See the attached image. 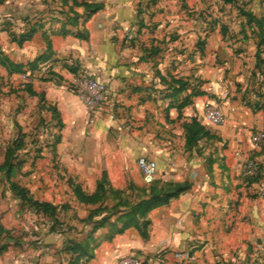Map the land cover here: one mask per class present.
Here are the masks:
<instances>
[{"label": "crops", "instance_id": "crops-1", "mask_svg": "<svg viewBox=\"0 0 264 264\" xmlns=\"http://www.w3.org/2000/svg\"><path fill=\"white\" fill-rule=\"evenodd\" d=\"M86 1H100L102 7L84 22L64 25L68 32L61 33L59 10L71 6V0H0V50L5 53L0 56L14 62V70L1 58L0 65L14 73V85L23 72L32 73L26 90L20 91L26 98L24 105L19 97L14 99V126L22 131L38 126L40 115L48 110L45 105L54 107L63 122L59 140L46 138L43 143L53 153L31 156L30 162L37 166L27 172V180L18 173L17 182L33 198L58 208L68 197L81 216L97 202L77 200L71 180L87 193L95 190L103 170L114 189L125 188L129 181L145 184L136 165V157L144 154L157 161L156 178L188 179L190 187L148 212L146 238L135 226L112 238L105 237L107 224L98 227L89 238L93 248L85 264H118L119 257L129 252L139 253L144 264H264V200L252 180L241 173L243 160L250 157L259 163L264 178V144L254 146L249 140L251 130L264 127V53L255 33L236 32L232 42L219 29L208 30L198 64L199 87L205 93L192 96V102L178 110L173 104L189 91L195 77L196 59L189 53V40L180 41L183 33L186 37L191 33L192 41L194 21L172 28L179 22L176 9L172 3L165 6L171 31L160 24L155 35L162 31L164 36L154 39L159 44L153 55L143 37L151 16L146 13L154 10L159 17L166 2ZM73 9L83 11L81 5ZM140 9L146 11L143 17ZM35 21L40 24L32 36L19 43L18 35ZM77 29H86L87 37L76 36ZM168 32L174 36L169 38ZM161 40L170 43V52L159 50ZM178 44L186 47L177 51ZM44 53L38 65L29 69V62ZM73 68L85 69L107 84V99L93 122H87L71 86ZM179 77L187 87L181 91L177 90ZM224 90L227 97L222 95ZM209 97L223 102L226 120L221 125L200 119L201 105ZM38 100L44 105H35ZM192 117L213 137L203 135L190 146L186 125ZM48 123L53 124L51 118ZM49 161L58 165L52 167ZM11 196V189L0 190V223L8 229L21 228L26 244L17 239L7 246V241L0 264H66L70 253L61 249L63 242L67 237L82 239L89 224L74 234L66 230V221L49 229L50 220L43 215L36 219L38 212L25 214V220L19 217Z\"/></svg>", "mask_w": 264, "mask_h": 264}, {"label": "rangeland", "instance_id": "rangeland-1", "mask_svg": "<svg viewBox=\"0 0 264 264\" xmlns=\"http://www.w3.org/2000/svg\"><path fill=\"white\" fill-rule=\"evenodd\" d=\"M165 5H161V11L163 12L162 15L156 16L154 10H150L146 13L145 9H140L139 12L144 16V11L146 15H151L149 19L147 18L145 24V31L146 33L143 34L145 41L148 42V45L152 47L153 55L155 53V47H158V41L155 42V38H162L164 36L163 32H158V37L155 33L159 30V27L166 28L170 30L169 27V14L164 13L165 6L169 5L170 3L176 9L177 18L179 22H175L177 28H181L183 25V21L192 20L194 21V33L192 41L189 37H186L185 33H183V37L180 39L183 42L186 41L188 38L189 40V49L191 54H194L196 59V68H195V77L193 80V86L197 87L201 85V66L198 64L202 63V60H199V55L205 53V37L208 30H214L215 28L219 29L220 32L226 38L233 42V38L236 32L245 31L248 29L250 32L254 29V20H252V16H261L264 15V0H232L226 1L223 0H162ZM156 2L152 3V8L155 9ZM68 8H66L67 10ZM141 20L142 22L144 19L138 18V21ZM139 23V22H138ZM159 24V25H158ZM160 24L162 26H160ZM143 26V25H140ZM264 26V21H263ZM173 33L168 32L169 38H171ZM181 35V33H179ZM158 38V39H159ZM161 47L159 50H163V53L170 52V43L168 41L161 40L160 41ZM193 45V46H192ZM186 46L183 44H178V50H184ZM185 52V51H184ZM0 53L5 55L4 51L0 50ZM184 55H187L186 52ZM26 72V71H25ZM26 80L21 76V80H18L14 85V73H7L5 67L0 65V190L4 191L6 188H9L8 180L6 178L5 170H6V162L4 163L5 157L7 153H9L10 160L13 164V167L10 172V179L18 181L21 178H16L18 173H21L24 176V179L27 180V172L30 171L31 168H35L37 166L34 161L30 162L31 156L41 155V152L53 153V149L51 148H44L43 143L48 138L51 142L55 141L56 136L60 135V127H62L63 122L61 121L60 115L58 114L57 110L52 106H46L48 110H45V115H40L38 126L32 125L30 128H26V130L22 131L21 128H16L14 126V99L16 100L18 97L19 100L22 101L24 105L25 97L24 94H20L27 88ZM14 93L16 94L14 97ZM24 93V92H23ZM40 100L41 97H39ZM43 102L46 103V99L43 98ZM44 103L38 102L35 104H42ZM20 106V103H18ZM17 108V107H16ZM20 108V107H18ZM53 124H50V118ZM61 121V124H60ZM61 125V126H60ZM47 126V130H44V127ZM21 127V126H20ZM19 137L22 140V144L14 148L13 140L14 138ZM12 149V150H11ZM52 150V151H51ZM14 163L16 165H14ZM50 166L55 167L58 165V162L49 161L48 163ZM184 180V179H183ZM183 180H173V181H183ZM188 180V179H187ZM70 185L72 187L73 183H78V181L71 180ZM106 187V185H105ZM148 185L142 184L137 185L132 181L127 183V186L123 189H120L119 192H114L113 190L105 189V195L102 198L103 201L97 202L96 205L93 207L87 208L83 215L79 216L78 213H81L76 207L71 205V202H68L67 199L65 202L62 203V207L58 211V218L61 221H66V230L70 232L77 233L80 230H84L86 224L87 229H90V225L93 224V220L96 219L98 221L100 218L96 215L97 212L101 213L102 215H109L108 220L106 221L108 228L105 235L109 232H114L117 230L120 225L123 217L126 215V210H128L129 206L132 203L141 197L148 195ZM13 193V191H12ZM14 194V193H13ZM70 194V193H69ZM72 195L75 196L74 193ZM14 199V211L18 212V216L25 220V214H30V212H35L31 209L25 202H23L20 196L15 195L11 196ZM76 197V196H75ZM12 199V198H11ZM10 199V200H11ZM17 199V200H16ZM77 199V198H76ZM78 200V199H77ZM12 201V200H11ZM96 203V202H95ZM101 203V207L99 211L92 213L90 212L94 207ZM9 205V204H7ZM106 206L102 207V206ZM6 208H4L5 210ZM20 212V213H19ZM37 213V212H35ZM40 213V212H39ZM91 215H88V214ZM36 219H42V214H36ZM43 218H45L43 216ZM50 219V218H48ZM105 226V225H104ZM20 229L15 228L8 229L5 228L0 223V243L2 242H9L7 246L11 245L12 240L21 239L23 244H26V240L20 237ZM86 231L83 232L86 233ZM76 235V234H75ZM80 236V235H79ZM78 237V235H77Z\"/></svg>", "mask_w": 264, "mask_h": 264}, {"label": "trees", "instance_id": "trees-1", "mask_svg": "<svg viewBox=\"0 0 264 264\" xmlns=\"http://www.w3.org/2000/svg\"><path fill=\"white\" fill-rule=\"evenodd\" d=\"M66 1V0H62ZM72 5L68 7V9H60L59 12L61 13L62 17V29L61 33L68 32L67 28H64V25L66 24H75L81 20L84 22L87 18L90 17L92 13L97 11L99 8L102 7V2L100 1H86V0H71ZM226 1H232V0H223ZM73 5H81L83 7V11L77 12L73 9ZM54 13V11H50ZM252 20H254V29L253 32L255 33L257 37V46L261 45V51L264 53V15L261 16H252ZM40 23L34 22L30 24V26L20 33L18 37L16 38L19 43H21L25 39H29L33 32L36 30L37 25ZM74 34L81 38L87 37V31L86 29H77L74 31ZM11 38L14 40V34L11 35ZM49 39H47V46L49 49ZM46 53L36 57L32 61L29 62V69H34L40 60V58L44 57ZM2 59V62L8 61V66L11 68V70H14V62L10 61L5 56H0ZM18 69H21V67H15ZM73 72H76L74 68L72 69ZM178 81L177 90L181 91L186 89V82L181 79L180 77L176 79ZM205 91L201 89L199 86L195 87L192 86L189 91L180 97L174 106L180 110L183 106L189 104L192 102V96L204 94ZM254 108L257 107V105L253 106ZM61 124V121H60ZM61 126V125H60ZM187 134H186V144L187 145H193L197 142V139L201 136L205 135L207 137H213V135L209 132L208 129L204 127L202 123L196 118L192 117V119L189 121V123L186 125ZM60 138V135L58 134L56 136L55 142L58 141ZM22 140L19 137L14 138L13 144L14 148L19 147L22 144ZM12 150V149H11ZM6 162V178L8 180L9 188L13 191L15 195L20 196L21 200L25 202L31 209H33L35 212H40L43 216H46L50 218L49 220V229H55L57 225L61 222L58 218V205L53 204L50 201L47 200H39L36 198H33L30 194L28 189L18 183L17 181L10 179V172L13 167V164L10 160L9 153H7L4 163ZM14 165H16L14 163ZM146 184V183H145ZM106 185V187H105ZM148 185V195L141 197L140 199L134 201L132 205L129 206L128 210H126V217L124 216L120 227L115 230L114 232H109L105 235L107 238H112L115 234L122 232L125 228L129 226H135L141 237L146 238L149 235V225H150V219L148 217V212L161 204L167 203L170 201V199L178 196L181 192L186 190L190 187L191 182L187 179H184L183 181H173V180H162L159 178H155L152 182L146 184ZM105 189L107 190H113L114 192H119L120 189H114L111 184L109 183L106 175V171L103 170L101 177L96 181V188L92 193L85 192L81 185L78 183L72 184V190L75 194L76 198L79 201L83 202H101L103 201L102 198L105 195ZM62 207V205L60 206ZM101 207V203L94 207L90 212L95 213L99 211V208ZM105 207L106 206H102ZM88 215H91L90 213ZM100 219L98 221L93 220V224L90 225V229H88L85 233V236L82 239H75L73 237H67L66 240L63 242L61 249L70 253V257L66 264H78L79 260L82 259L80 264H85V261L91 256L92 254V248L93 245L91 243L92 240L89 238L92 236L93 232L100 226H104L108 220L109 215H102L101 213L96 214ZM7 243L2 242L0 243V252L6 248Z\"/></svg>", "mask_w": 264, "mask_h": 264}, {"label": "built area", "instance_id": "built-area-1", "mask_svg": "<svg viewBox=\"0 0 264 264\" xmlns=\"http://www.w3.org/2000/svg\"><path fill=\"white\" fill-rule=\"evenodd\" d=\"M31 75L30 71H26L21 76L29 81ZM71 84L82 102L87 122H93L108 96L106 82L85 69H79L73 72ZM222 95L227 97L228 91L224 90ZM200 119L213 125L223 124L226 120L223 102L216 97L206 98L201 105ZM249 140L254 146L264 144V127L251 130ZM136 165L144 183L148 184L156 178L158 163L154 158L144 154L138 155ZM241 173L252 180L256 194L264 200V178L261 176L259 163L253 158H245L241 164ZM118 264H144V257L137 252H129L119 257Z\"/></svg>", "mask_w": 264, "mask_h": 264}]
</instances>
